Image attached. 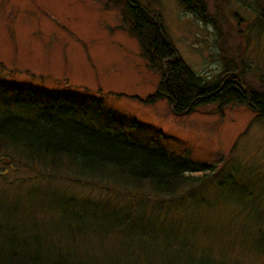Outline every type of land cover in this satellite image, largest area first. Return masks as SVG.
Returning a JSON list of instances; mask_svg holds the SVG:
<instances>
[{
    "label": "rangeland",
    "instance_id": "1",
    "mask_svg": "<svg viewBox=\"0 0 264 264\" xmlns=\"http://www.w3.org/2000/svg\"><path fill=\"white\" fill-rule=\"evenodd\" d=\"M136 1L159 13L177 53L205 80L228 76L264 91V0H206L213 22L177 0ZM122 6V0H0V75L14 84L99 91L104 110L95 124L111 114L116 129L188 160L187 173L199 182L180 186L171 198L148 186L127 195L49 181L7 161L0 163V218L6 208L19 209L18 230L39 229L47 240L45 232L53 237L63 230L70 247L73 237L93 226L99 231L117 215L110 207L100 212V202L111 199L137 215L123 231L108 233L110 247L102 234L101 253L87 263L264 264V120L246 104L221 110L207 104L178 116L166 98L142 102L160 74L142 56ZM24 111L33 114L36 106ZM132 120L143 130L133 129ZM63 188L68 198L57 196ZM96 200L91 213L86 202ZM88 234L82 245L95 244L94 232Z\"/></svg>",
    "mask_w": 264,
    "mask_h": 264
},
{
    "label": "trees",
    "instance_id": "2",
    "mask_svg": "<svg viewBox=\"0 0 264 264\" xmlns=\"http://www.w3.org/2000/svg\"><path fill=\"white\" fill-rule=\"evenodd\" d=\"M177 1L202 21H215L207 11L206 0ZM122 5L123 20L137 39L142 56L160 74L156 90L140 99L142 102L166 98L178 116L207 104H216L218 110L228 104H246L256 119L264 120V91L228 76L205 80L177 53L159 13L136 0H122ZM260 9L259 19L264 24V7ZM103 97L99 91L80 93L14 84L0 75V163L21 162L49 181L100 186L127 195L136 194L137 187L148 186L154 194L171 198L180 186L199 182V175L187 173L191 165L183 161L188 160L167 153L154 140L137 139L116 129L109 124L111 114L106 113L103 122L95 124V116L100 117V110H104ZM34 106L33 114L24 111ZM131 126L143 130L135 120ZM60 190L57 196L68 198L65 189ZM98 201L86 202L91 213L92 204ZM100 203V212L107 213L110 207L117 215L101 223L99 231L93 226L82 236L73 237L70 247L64 242L63 230L62 235L53 237L45 232L48 240L41 238L39 229V234L18 230L14 225L19 209L6 208V217L0 218V264H92L85 261L101 253L97 244L100 236L108 238L116 228L123 231L127 220L131 223L137 215L113 205L111 199ZM116 218L119 221L113 222ZM88 231L94 232L95 244L82 245ZM112 243L109 239L107 246ZM166 264L176 262L171 259ZM197 264L209 263L205 259Z\"/></svg>",
    "mask_w": 264,
    "mask_h": 264
}]
</instances>
